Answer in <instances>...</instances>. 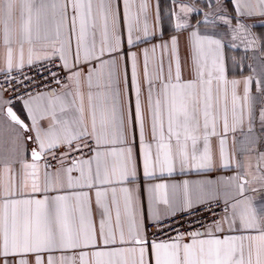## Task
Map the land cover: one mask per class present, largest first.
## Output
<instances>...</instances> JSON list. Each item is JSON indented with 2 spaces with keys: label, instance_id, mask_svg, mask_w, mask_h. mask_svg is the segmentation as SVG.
I'll list each match as a JSON object with an SVG mask.
<instances>
[{
  "label": "snow or ice",
  "instance_id": "1",
  "mask_svg": "<svg viewBox=\"0 0 264 264\" xmlns=\"http://www.w3.org/2000/svg\"><path fill=\"white\" fill-rule=\"evenodd\" d=\"M173 5L0 0V264H264V0Z\"/></svg>",
  "mask_w": 264,
  "mask_h": 264
},
{
  "label": "crops",
  "instance_id": "2",
  "mask_svg": "<svg viewBox=\"0 0 264 264\" xmlns=\"http://www.w3.org/2000/svg\"><path fill=\"white\" fill-rule=\"evenodd\" d=\"M180 2V0H177V4ZM184 3H188L190 6L194 7L195 9H198V11H195L191 14H189V22L195 26L197 21H203L204 14L206 12L211 11V5L214 7L215 0H183ZM153 9L155 10L157 7L159 9V12L161 14L162 22L161 26L164 28H167L169 32H171V23H170V13L173 9V0H152ZM253 31L257 34H264V24L257 21L253 27ZM242 53V49L240 50ZM229 55H235L236 50L229 49Z\"/></svg>",
  "mask_w": 264,
  "mask_h": 264
}]
</instances>
